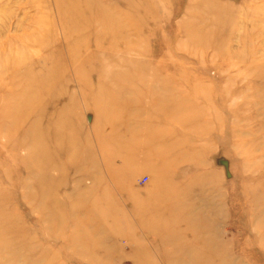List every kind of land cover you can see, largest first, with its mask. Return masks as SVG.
I'll return each mask as SVG.
<instances>
[{
	"label": "rangeland",
	"instance_id": "1",
	"mask_svg": "<svg viewBox=\"0 0 264 264\" xmlns=\"http://www.w3.org/2000/svg\"><path fill=\"white\" fill-rule=\"evenodd\" d=\"M0 264H264V0H0Z\"/></svg>",
	"mask_w": 264,
	"mask_h": 264
},
{
	"label": "built area",
	"instance_id": "2",
	"mask_svg": "<svg viewBox=\"0 0 264 264\" xmlns=\"http://www.w3.org/2000/svg\"><path fill=\"white\" fill-rule=\"evenodd\" d=\"M143 182L146 183L147 182V178H145Z\"/></svg>",
	"mask_w": 264,
	"mask_h": 264
}]
</instances>
